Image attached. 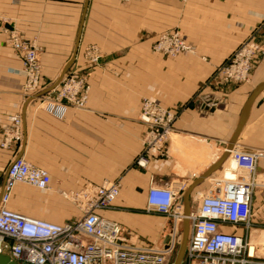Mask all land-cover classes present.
Here are the masks:
<instances>
[{
    "label": "crops",
    "instance_id": "1",
    "mask_svg": "<svg viewBox=\"0 0 264 264\" xmlns=\"http://www.w3.org/2000/svg\"><path fill=\"white\" fill-rule=\"evenodd\" d=\"M174 29L187 38L192 52L176 58L154 54V38ZM11 31L37 45L41 78L35 92L24 90L21 59L8 43ZM244 41L256 46L248 80L224 83L215 71ZM90 47L99 54L96 64L87 59ZM70 74L84 78L88 88L81 109L54 101L47 92ZM262 84L264 0H132L125 5L0 0V145L16 116L21 133L19 140L0 146V189L17 157L50 177L46 195L30 198L40 207L67 206L62 196L119 182L113 208L98 215L120 224L129 245L161 249V229L171 221L145 212L149 188L185 183L184 208L185 193L221 159L245 103ZM144 99L176 118L160 156L140 168L135 162L147 130L138 120ZM232 150L262 154L252 211L264 214V88L250 105ZM230 161L228 156L191 190L188 217L217 176L227 169L231 174ZM258 241L264 243V236Z\"/></svg>",
    "mask_w": 264,
    "mask_h": 264
},
{
    "label": "built area",
    "instance_id": "2",
    "mask_svg": "<svg viewBox=\"0 0 264 264\" xmlns=\"http://www.w3.org/2000/svg\"><path fill=\"white\" fill-rule=\"evenodd\" d=\"M8 43L21 59L24 90L34 92L39 88L41 78L36 46L21 41L12 31L8 34ZM255 50L253 43H246L235 51L228 64L218 70L224 83L243 82L248 78ZM154 51L174 58L180 53L192 52V48L173 31L158 38ZM81 84L73 78L64 79L57 100L66 101L77 109L83 108L87 95L80 92ZM138 117L148 132L143 152L135 164L144 168L150 159L162 153L176 115L144 99ZM19 136L20 120L16 116L0 146L6 148ZM261 157L259 152L232 150L229 153L235 166L233 179L214 181L188 217L185 264H264L256 257L255 246L249 240V231L254 227V174ZM238 172L245 173L246 178ZM18 184L45 192L50 188V177L19 157L6 169L0 189V254L7 255L15 264H169L174 250L171 237L165 239L161 249L132 246L123 237L120 224L98 215V211L113 208L120 191L119 182L85 188L70 195L82 215L63 224L10 211L7 206ZM185 189V183L172 182L163 187L152 186L147 193L145 212L169 219L173 236L185 218L181 203ZM224 228L231 231L226 232Z\"/></svg>",
    "mask_w": 264,
    "mask_h": 264
},
{
    "label": "rangeland",
    "instance_id": "3",
    "mask_svg": "<svg viewBox=\"0 0 264 264\" xmlns=\"http://www.w3.org/2000/svg\"><path fill=\"white\" fill-rule=\"evenodd\" d=\"M115 1L118 4L125 5V4L130 3L132 0L128 1V2H122L120 0H115ZM173 31L179 33L185 39L186 43L190 45V43L187 41V38L179 30L174 29V30H172L170 32H173ZM170 32H166V33H170ZM163 34H165V33H163ZM163 34H161L158 37L154 38V40H153L154 42L152 44L151 51L154 54L160 55V56H162L164 58H168V57L163 56L161 53H156L154 51V46H155L158 38L160 36H162ZM24 42H26V41H24ZM28 43L34 44V46H36V48H37V45L35 44L34 41L33 42H28ZM246 43H251V42L250 41H244V42L240 43V45L237 47V49L239 47H241L242 45H244V44L246 45ZM253 45L255 46L254 43H253ZM237 49L234 50V52L230 55V57L224 62V64L222 66H220L219 68L216 69L215 75L218 76L221 81H223L224 77L219 74L218 70L228 64V62L230 61L231 57L234 55V53H235V51ZM87 52H86L87 53L86 56L88 57L87 59L91 63H94V64L98 63L99 54H98L96 48L95 47H90L87 50ZM182 54H186V53L185 52L184 53H180L177 56H175L174 58H176V57H178L179 55H182ZM37 56H38V62H39L38 48H37ZM39 64H40V62H39ZM249 73H250V71H249ZM248 76H249V74H248ZM69 78L70 79L73 78L75 80L80 81L82 83L81 84L82 88H81L80 92H85V94L87 95L88 88H87V85L85 83L84 78H82L81 76L76 75V74H70V75L62 78L59 81L58 84L51 85V86H49L47 88V92H50V93H52L54 95L51 98L52 100L55 101V100L58 99V93L60 92V86L62 87V83H63L64 79H69ZM247 80H248V78L245 81H247ZM245 81H243V82H245ZM238 83H241V82H238ZM37 90H38V88L35 89V91H37ZM63 102H66V101H63ZM138 120H139V117H138ZM147 132H148V130H146V132L144 134V138H145ZM20 135H21V133H20ZM19 139H20V136H19L18 139H14V140L16 141V140H19ZM238 175L241 176V177L246 178V174L245 173L238 172ZM222 176H223V173H220L217 176L218 180H221L223 178ZM48 191H45V192L44 191H38V190H36L33 187H30V186H27V185L18 184V185L15 186L14 191L12 192L13 194L11 195V198H10V201H9L7 207H8V209H10L12 211H15V212H18V213H22V214H26L27 216H29L31 218H36V219L44 220V221H47V222H50V223H55V224H60L63 221H67V220H70V221L72 220L73 221V220L79 218L82 215L80 207H78V205L73 201V197H71L70 195L66 196V197L62 196L60 198L62 200L61 203H64L67 206L54 207L55 208L54 210L50 209V208L40 207V205H37V204H35V203H33L31 201V199H34L35 196L39 197L40 195H43V194L46 195V193ZM31 196H34V197H31ZM255 215H256V217H255ZM261 215L263 217H260L261 219L259 220L258 219L259 217H257V216H261ZM252 222L254 224V227H252L251 230L249 231V240H250L251 243L253 242L255 244L254 246H255V249H256V257L259 258L260 261L264 262V243L258 241L260 239L261 235L264 236V214H259V213L255 214L253 212ZM171 231H172L171 230V226H169V224H165L162 227V229H161L160 241H159V244H158L159 246H161L164 243L166 238L168 239V237H171V239L173 241V244H174V250H173V252L171 254V257L169 259V264H173V262H174V260H175V258L177 256V253L179 251V247H180V244L182 242L183 226H178L177 232H176V234L174 236L170 233ZM182 264H185V255H184Z\"/></svg>",
    "mask_w": 264,
    "mask_h": 264
},
{
    "label": "water",
    "instance_id": "4",
    "mask_svg": "<svg viewBox=\"0 0 264 264\" xmlns=\"http://www.w3.org/2000/svg\"><path fill=\"white\" fill-rule=\"evenodd\" d=\"M264 88V84L258 86L250 95V97L248 98L247 102L245 103L243 110H242V115H241V119L239 121V124L235 130L234 136L229 144V146L227 147L226 151L224 152L223 156L221 157V159L214 164L201 178H199L197 181H195L193 183V185L187 190V192L184 195L183 198V204H184V222H183V235H182V242L180 244L179 247V251L177 253V256L173 262V264H182L184 255H185V251H186V244H187V239H188V235H189V221H188V207H189V196H190V192L191 190L198 185L202 180H204L205 178H207L210 174H212L214 171L218 170L221 168V166L223 165V163L228 159L229 156V152H231L232 147L244 125V122L246 120L247 114H248V110L250 105L252 104L253 100L255 99V97L257 96V94ZM0 264H15V262H13L7 255L4 254H0Z\"/></svg>",
    "mask_w": 264,
    "mask_h": 264
},
{
    "label": "bare ground",
    "instance_id": "5",
    "mask_svg": "<svg viewBox=\"0 0 264 264\" xmlns=\"http://www.w3.org/2000/svg\"><path fill=\"white\" fill-rule=\"evenodd\" d=\"M190 53H191V52H190ZM230 162H231V165H230L229 169H230L231 171H233L234 168H235V166H234V163H233L232 161H230ZM226 172H227V173H226L225 175H223L224 179L232 180V179H233L232 172H231V174H230L228 169L226 170ZM229 174H230V175H229ZM252 244L255 245L253 242H252Z\"/></svg>",
    "mask_w": 264,
    "mask_h": 264
}]
</instances>
